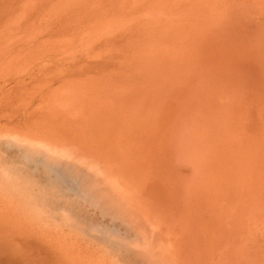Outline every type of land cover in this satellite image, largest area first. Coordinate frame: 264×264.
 <instances>
[{
  "label": "rangeland",
  "instance_id": "1",
  "mask_svg": "<svg viewBox=\"0 0 264 264\" xmlns=\"http://www.w3.org/2000/svg\"><path fill=\"white\" fill-rule=\"evenodd\" d=\"M0 264H264V0H0Z\"/></svg>",
  "mask_w": 264,
  "mask_h": 264
},
{
  "label": "crops",
  "instance_id": "2",
  "mask_svg": "<svg viewBox=\"0 0 264 264\" xmlns=\"http://www.w3.org/2000/svg\"><path fill=\"white\" fill-rule=\"evenodd\" d=\"M47 156H48V160H50V157H51V159L53 160V161H57L59 164H60V166H62V167H65L66 166V164L67 163H65V162H63V161H59V160H57L55 157H53L52 155H48V154H46ZM69 165V164H68ZM72 169V171L74 170L75 172H73V175L74 176H76V177H78V183H79V186H81L80 185V183L82 184V185H84L85 183H84V178H83V175H82V173H81V171H79V170H77V169H73V168H71ZM61 171V170H60ZM57 174H59V175H57ZM55 176H57V177H59V178H63L64 177V174L62 173L61 174V172L59 173H56V174H54ZM81 192H83V193H85V191H82L81 190ZM99 226V225H98ZM97 225H95V227H98ZM103 229V228H102Z\"/></svg>",
  "mask_w": 264,
  "mask_h": 264
},
{
  "label": "bare ground",
  "instance_id": "3",
  "mask_svg": "<svg viewBox=\"0 0 264 264\" xmlns=\"http://www.w3.org/2000/svg\"><path fill=\"white\" fill-rule=\"evenodd\" d=\"M33 149H34V148H33ZM25 150H26V149H25ZM25 150H24V151H25ZM30 155H33V153L30 152ZM37 155H38V154H37ZM27 156H28V154H27ZM46 156H47V155H46ZM47 157H48V156H47ZM24 158H25V157H24ZM50 158H51V157H50ZM33 159H36V158H33ZM28 160H29V159H28ZM30 161H31V160H30ZM46 161H47V163H48L49 160H46ZM43 163H44V162H43ZM51 163H52V162H51ZM46 165H47V164H45V166H46ZM54 165H56V164H53V166H54ZM48 166H49V168L51 167L50 165H47L46 167H48ZM50 169H51V168H50ZM57 175H59V174H57Z\"/></svg>",
  "mask_w": 264,
  "mask_h": 264
}]
</instances>
